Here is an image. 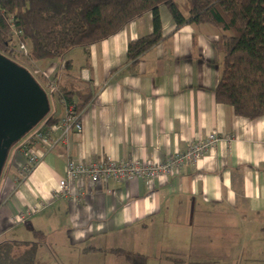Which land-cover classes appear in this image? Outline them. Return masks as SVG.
Instances as JSON below:
<instances>
[{"label": "crops", "instance_id": "crops-1", "mask_svg": "<svg viewBox=\"0 0 264 264\" xmlns=\"http://www.w3.org/2000/svg\"><path fill=\"white\" fill-rule=\"evenodd\" d=\"M161 18L164 41L136 64L128 48L153 34L152 15L87 52L34 64L60 87H90L94 96L81 112L82 133L72 131L66 144L44 148L32 133L11 151L0 243H31L42 232V264H264V118L242 119L217 103L220 31L176 30L165 9ZM52 100L49 118L60 122L46 129L57 141L66 108ZM210 136L220 140L215 149L166 180L105 186L83 179L69 199L55 198L69 161L158 164ZM32 152L39 159L27 172Z\"/></svg>", "mask_w": 264, "mask_h": 264}, {"label": "trees", "instance_id": "trees-1", "mask_svg": "<svg viewBox=\"0 0 264 264\" xmlns=\"http://www.w3.org/2000/svg\"><path fill=\"white\" fill-rule=\"evenodd\" d=\"M163 8L176 30L209 25L222 33L215 44L223 57L216 101L232 108L239 118L263 119L264 0H0V55L15 63L18 45L25 44L27 59L33 64L63 61L74 51L87 52L132 22L152 15L153 34L128 48V60L136 64L165 39ZM65 64L66 69L71 68L70 61ZM35 79L49 97H56L66 109L74 107L77 113L94 96L90 87H60L55 78L48 80L44 75ZM50 83L55 85L53 94L46 88ZM59 122L46 118L40 130L41 124L29 134L33 133V142L40 145L36 139L42 135L52 143L46 128ZM33 236L31 243H0V264H39L37 252L47 244V237L38 231Z\"/></svg>", "mask_w": 264, "mask_h": 264}, {"label": "built area", "instance_id": "built-area-1", "mask_svg": "<svg viewBox=\"0 0 264 264\" xmlns=\"http://www.w3.org/2000/svg\"><path fill=\"white\" fill-rule=\"evenodd\" d=\"M18 52L28 58V48L25 44L18 45ZM29 71V70H28ZM35 76H42L40 71H30ZM48 80H51L48 78ZM51 94L55 92V85L50 83L46 87ZM62 136L59 140L49 142L47 137L38 135L36 141L44 148H51L59 144H66L69 135L72 131L79 134L82 133L81 113H77L74 107L66 109L64 119L61 121ZM220 140L215 136H210L208 139L201 142L193 143L192 146L184 154H175L163 163H147L139 160H128L122 162H115L110 160L96 161L90 164H77L69 161L66 177L59 183L58 189L55 192L57 200L69 199L72 195V185L83 179L88 180L93 185L104 184L109 186L111 184H125L135 180H146L152 183L155 180H166L174 174H179L181 169L190 165L197 167L199 162L211 150H214ZM31 158L28 162L29 169L27 172L35 168L39 157L35 152H32ZM81 194L78 195L80 197ZM30 214L23 217L28 218ZM22 216L17 219L18 223H24Z\"/></svg>", "mask_w": 264, "mask_h": 264}, {"label": "water", "instance_id": "water-1", "mask_svg": "<svg viewBox=\"0 0 264 264\" xmlns=\"http://www.w3.org/2000/svg\"><path fill=\"white\" fill-rule=\"evenodd\" d=\"M50 107L31 72L0 55V179L13 148L47 118Z\"/></svg>", "mask_w": 264, "mask_h": 264}, {"label": "rangeland", "instance_id": "rangeland-1", "mask_svg": "<svg viewBox=\"0 0 264 264\" xmlns=\"http://www.w3.org/2000/svg\"><path fill=\"white\" fill-rule=\"evenodd\" d=\"M165 8H163L162 10H164ZM166 10V9H165ZM167 11V10H166ZM168 13V12H167ZM169 14V13H168ZM170 16V15H169ZM15 63L17 64V65H19V66H21V67H24V68H26L27 70H29V71H39L40 69L39 68H37V67H34V64L33 63H31L24 55H22L21 53H19L18 52V50H17V53H16V56H15ZM49 101H50V104H52L53 105V101L54 100H52V98L51 97H49ZM52 105H51V107H50V109L52 110L53 108H52ZM50 117V114L47 116V119ZM44 122V121H43ZM42 125V124H41ZM41 125L39 126V127H41ZM7 166V165H6ZM6 175H7V168L4 170V172H3V175H2V177H1V179H0V188H1V186H2V184L5 182V180H6ZM33 236V235H32ZM30 237L31 238V241H34V236L33 237ZM37 260H38V263L39 264H42L41 263V261L38 259V252H37ZM47 264H52V262H47ZM55 264H57V263H55Z\"/></svg>", "mask_w": 264, "mask_h": 264}]
</instances>
